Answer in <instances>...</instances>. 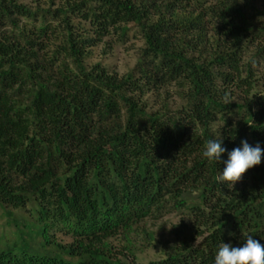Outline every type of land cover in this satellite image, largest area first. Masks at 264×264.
Listing matches in <instances>:
<instances>
[{
    "label": "trees",
    "instance_id": "1",
    "mask_svg": "<svg viewBox=\"0 0 264 264\" xmlns=\"http://www.w3.org/2000/svg\"><path fill=\"white\" fill-rule=\"evenodd\" d=\"M207 1L0 0V217L15 236L0 264H133L131 235L170 209L188 219L150 264L264 244V157L233 188L217 178L242 140L264 148V0ZM132 29V71L88 62ZM210 139L219 164L202 157Z\"/></svg>",
    "mask_w": 264,
    "mask_h": 264
},
{
    "label": "rangeland",
    "instance_id": "2",
    "mask_svg": "<svg viewBox=\"0 0 264 264\" xmlns=\"http://www.w3.org/2000/svg\"><path fill=\"white\" fill-rule=\"evenodd\" d=\"M19 1L35 9L37 7L45 9L50 8L53 2L55 6L52 7L55 9L64 3V0ZM211 1L212 0H208L207 2L209 3ZM210 23L211 26L209 25V35H212L216 32L218 24L215 21H211ZM211 27H214V29ZM108 42L109 44H101L94 48L92 52L93 54L89 58L88 62L90 64L100 63L107 67L110 71L116 72L120 76L132 71L137 64L141 50L144 47V41L141 36L138 35L135 29H132L123 40L117 41L116 39L111 38L108 39ZM258 42L263 43L264 36H260L256 39L254 44H257ZM259 70H264L263 64L259 65ZM176 90L177 89H175V87H169L167 93L163 91L160 92L163 98H167L168 96L169 103L173 110H176L181 104ZM149 97L152 96L149 95ZM187 219L188 216L186 212H178L174 209H170L166 210L159 218L150 219L144 222L137 229V232L131 235L133 242L135 243L133 246L135 256H130L131 262L133 264H150L151 262L159 261L162 258L161 251L163 244L173 239V231L175 227ZM6 222L7 218L2 215L0 217V238H3L2 241H12L15 236L11 232V229L6 225ZM149 234L152 236L153 241L150 240L151 238L149 237ZM64 241L67 242L68 239L64 238ZM114 243L115 252L122 251L125 254L127 253V250H125L126 244H123L121 240L115 241ZM239 245L240 244L233 246Z\"/></svg>",
    "mask_w": 264,
    "mask_h": 264
},
{
    "label": "clouds",
    "instance_id": "3",
    "mask_svg": "<svg viewBox=\"0 0 264 264\" xmlns=\"http://www.w3.org/2000/svg\"><path fill=\"white\" fill-rule=\"evenodd\" d=\"M227 152L223 140L210 139L204 145L202 157L210 163H221V157ZM264 148L259 143L250 145L242 140L240 147L227 152L223 161V170L219 171L218 181L226 188H233L244 174L261 164ZM213 264H264V244L252 236H247L239 246L221 243L214 256Z\"/></svg>",
    "mask_w": 264,
    "mask_h": 264
}]
</instances>
